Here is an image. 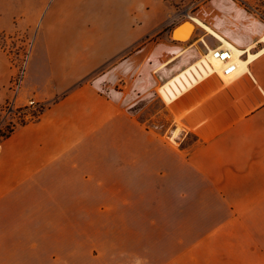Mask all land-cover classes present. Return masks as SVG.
Instances as JSON below:
<instances>
[{"label":"crops","instance_id":"crops-1","mask_svg":"<svg viewBox=\"0 0 264 264\" xmlns=\"http://www.w3.org/2000/svg\"><path fill=\"white\" fill-rule=\"evenodd\" d=\"M180 3L50 0L35 8L39 16L20 27L35 30V39L16 103L23 98L51 103L37 121L17 127L1 143L0 181L26 186L37 182L43 194L69 199V204L54 202L53 211L133 214L128 222L133 231L151 225L135 214L152 208L135 200L107 208L106 198H207L200 209L224 216L204 240L221 237L223 247L199 253L193 260L264 264V21L237 8L233 0H204L194 13L187 12L196 27L188 41H175L171 32L152 41L153 34L161 32L153 33L149 24L153 12L167 16ZM194 19L258 55L235 80L227 83L210 76L172 103V134L177 131L179 140L171 145L137 119L124 103L125 93L112 89L121 74L137 70L142 77L135 81L136 89L147 93L155 81L153 71L160 69L166 75L206 54L205 44L215 49L206 40L210 35ZM11 22L0 3V32L11 31ZM92 33L94 39L83 43L84 35ZM81 44L90 55L82 63L84 71L77 74L72 54ZM29 66L34 71L28 82ZM8 72L9 58L0 49L1 88L8 84ZM188 134L195 141L183 148ZM11 193L6 188L0 195ZM162 207L167 209L162 204L153 209ZM17 218L0 221V264H71L67 254L41 251V246L65 239L57 230H71V221ZM147 243V237L140 242L130 232L128 264L149 260ZM119 255L120 250H97L92 251V260H115Z\"/></svg>","mask_w":264,"mask_h":264},{"label":"rangeland","instance_id":"rangeland-1","mask_svg":"<svg viewBox=\"0 0 264 264\" xmlns=\"http://www.w3.org/2000/svg\"><path fill=\"white\" fill-rule=\"evenodd\" d=\"M50 0H0L2 8L9 11V19L14 23L11 25V31L0 32V49L3 50L9 58L8 84L0 87V130H5L11 122L32 123L37 121L36 116H39L49 104L37 103L38 109L34 110L30 107L31 101L26 98L16 103L18 88L24 76L28 58L31 54L35 30L20 29L24 26V21H34L36 16H39L35 8H42L45 3ZM204 0H182V3L177 5V9L169 12L167 16H158V13L153 12V16L149 19V24L152 28V41L156 40L165 32H172L180 26L184 21H191L187 18V12L192 10V13L199 8ZM237 3V8H241L251 16H255L264 21V1L263 0H233ZM161 6V5H160ZM142 7V6H141ZM151 6H149L150 8ZM159 8L156 6L155 8ZM144 9L143 7L141 8ZM11 22V23H12ZM92 24V23H91ZM94 26L92 25L91 28ZM196 28V27H195ZM192 32L184 30L182 37L178 34L173 37L175 41H188L192 36ZM200 29H197L196 35L199 36ZM95 34H85L83 43L87 40H93ZM211 36L206 38L207 42L213 46H218ZM87 47L82 45L77 52L72 54L73 60L77 61L79 68L77 74H81L83 62L89 56ZM112 62L107 71L112 68ZM75 64V62H74ZM33 66L28 67V82L33 76ZM171 72V70H169ZM155 81L152 79V87L147 93L140 89H136L135 81L138 77H142L141 71L137 70L130 75L123 73L119 80L113 85V89L124 94V103L131 111L135 113L137 119L145 123L148 129H151L157 135H163L171 145H176L178 142V133L172 134L174 129L173 119L169 113L172 104H167L159 93V87L166 80L165 73L160 74V69L153 71ZM97 76V75H96ZM110 89L107 93L110 94ZM29 107L28 111L23 114H13L12 110L18 108ZM35 117V118H34ZM20 127V126H18ZM174 137V141H172ZM195 138L192 134H188L182 142L183 148H189L194 143ZM176 142V143H175ZM12 191L9 196L0 195V221L21 219L23 221L38 220L40 222L54 221L56 224L64 221H71L73 228L65 230V233H60L57 230L58 236H63L65 239L59 241L56 245L41 246L43 252H53L57 254H67L71 258V264H128L127 249L130 232L133 235L135 232L137 240L142 242V238L147 237V258L144 262L137 259V264H161L159 260H164L167 264H204L195 262L193 258L199 253H208L215 251L217 248L223 247V238L219 241H206L205 237L211 233L222 220L224 213H207L202 211L199 206L206 204L207 198L201 197H176L168 196L167 198L160 197H142V198H106L105 204L119 205L127 204L130 200H135L137 205H147L149 211L147 213L135 214L136 218L146 219L149 224L146 228L141 226L137 229H131L128 226L129 219L133 214L127 212H89V213H63L51 210V206L55 202L68 203L69 199L61 196H48L43 194V191L37 185V182H30L27 186L22 182H5L0 181L1 189ZM71 203V202H70ZM72 203L74 201L72 200ZM167 205V209L162 207L161 211L157 208L153 209L154 205ZM59 232V233H58ZM60 234V235H59ZM204 240V241H203ZM119 252L118 258L107 261L92 260V251L97 252ZM196 250V251H195ZM176 257L179 258L176 261ZM214 264V260L212 261Z\"/></svg>","mask_w":264,"mask_h":264},{"label":"bare ground","instance_id":"bare-ground-1","mask_svg":"<svg viewBox=\"0 0 264 264\" xmlns=\"http://www.w3.org/2000/svg\"><path fill=\"white\" fill-rule=\"evenodd\" d=\"M199 27L204 29V31L212 36L217 42H219L220 49H229L232 52V58L234 64H236V70L230 74H225V66L223 63L215 56L217 51L209 49L208 46H205L208 49V52L202 55L200 58L195 61L188 63L183 67H178L174 71H168L166 73V80H163V83L159 87V93L162 99L167 104H172L177 100L182 94L193 88L198 83L202 82L210 76L216 75L222 78L224 81L231 82L235 80L238 76L244 74L247 71L248 65L257 57L258 54L252 53V48L241 49L233 42H231L227 37L223 36L219 32L213 30L208 25L204 24L198 19L193 20ZM195 28L193 23L187 24L179 27L176 32L183 35L182 37H188L184 35L185 29L188 33L192 32ZM246 57L245 59L243 57ZM115 95H117L115 93ZM178 132H175V136ZM174 141V137L172 138Z\"/></svg>","mask_w":264,"mask_h":264},{"label":"built area","instance_id":"built-area-1","mask_svg":"<svg viewBox=\"0 0 264 264\" xmlns=\"http://www.w3.org/2000/svg\"><path fill=\"white\" fill-rule=\"evenodd\" d=\"M220 49L219 47H216L215 49H213L214 51H217L215 53V56L223 63V65L225 66V74H230L232 72H234L236 70V64H234L233 58H232V52L229 49H222V50H218ZM31 105L30 107L32 109H38V105L35 101H31L30 102ZM38 107V108H37Z\"/></svg>","mask_w":264,"mask_h":264},{"label":"trees","instance_id":"trees-1","mask_svg":"<svg viewBox=\"0 0 264 264\" xmlns=\"http://www.w3.org/2000/svg\"><path fill=\"white\" fill-rule=\"evenodd\" d=\"M28 109H29V107H23V108H18L16 111L12 110L11 112L13 114H23V113L27 112ZM43 111H44V109H43ZM43 111L40 112L39 116H36V120L39 119V117ZM26 124H28V123L22 122V123H19V125H18L17 123L11 122L10 125H8L5 130H0V145L4 140L8 139L13 134V132L16 130V128L18 126H24Z\"/></svg>","mask_w":264,"mask_h":264},{"label":"water","instance_id":"water-1","mask_svg":"<svg viewBox=\"0 0 264 264\" xmlns=\"http://www.w3.org/2000/svg\"><path fill=\"white\" fill-rule=\"evenodd\" d=\"M192 22L191 21H184L180 26H178L177 28H175L172 32V37H175L176 36V32L177 30L179 29V27L181 26H184V25H187V24H191ZM179 42H184V41H181V40H177Z\"/></svg>","mask_w":264,"mask_h":264}]
</instances>
